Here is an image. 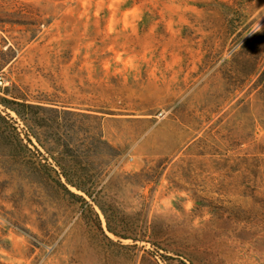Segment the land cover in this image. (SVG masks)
<instances>
[{
  "label": "rangeland",
  "instance_id": "obj_1",
  "mask_svg": "<svg viewBox=\"0 0 264 264\" xmlns=\"http://www.w3.org/2000/svg\"><path fill=\"white\" fill-rule=\"evenodd\" d=\"M0 264H264V0H0Z\"/></svg>",
  "mask_w": 264,
  "mask_h": 264
},
{
  "label": "built area",
  "instance_id": "obj_2",
  "mask_svg": "<svg viewBox=\"0 0 264 264\" xmlns=\"http://www.w3.org/2000/svg\"><path fill=\"white\" fill-rule=\"evenodd\" d=\"M8 83L7 79L0 74V88H5Z\"/></svg>",
  "mask_w": 264,
  "mask_h": 264
}]
</instances>
